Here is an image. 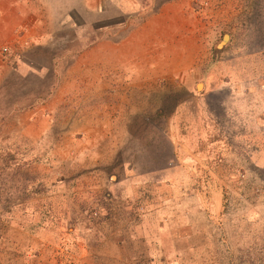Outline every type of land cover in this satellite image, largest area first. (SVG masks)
Here are the masks:
<instances>
[{"label": "rangeland", "instance_id": "rangeland-1", "mask_svg": "<svg viewBox=\"0 0 264 264\" xmlns=\"http://www.w3.org/2000/svg\"><path fill=\"white\" fill-rule=\"evenodd\" d=\"M17 4L0 53L60 88L0 127V264H264V0ZM171 199L220 203L210 254L169 255Z\"/></svg>", "mask_w": 264, "mask_h": 264}, {"label": "crops", "instance_id": "crops-1", "mask_svg": "<svg viewBox=\"0 0 264 264\" xmlns=\"http://www.w3.org/2000/svg\"><path fill=\"white\" fill-rule=\"evenodd\" d=\"M1 1H3V3L0 5V47L9 43L11 48L19 42V7L17 0ZM42 44L43 43H41L39 47L48 46V43ZM55 51L56 49L50 47L48 49L50 58L45 61L35 57L34 49L31 54L16 57H14V55L12 58L11 56L8 57L5 53H0V118L2 112H7V106H9L8 113L10 114L7 116L8 118L0 119V127L12 129L18 128L19 126L31 125L33 123L32 121L20 120L19 113L22 111L28 113L32 110L29 109L28 104L31 102L32 97L49 95L48 93L51 94L54 92L57 93L58 88H60V85L57 84L59 75H45L43 71V68H46L48 71L50 70L51 74L55 72L52 67L54 65L53 53ZM48 63L51 65L49 66ZM53 90L54 92H52ZM4 106L6 107L4 108ZM3 140V137L0 136V142H3ZM5 140H7L6 143H12L14 140H17V138L13 134H10ZM107 157L108 155L106 158ZM97 166L99 167L100 165L97 164ZM94 167H96V165ZM202 204L203 205L198 203L196 207H193L196 209L199 208L201 212L191 211V208L184 213L182 212L184 214L183 217L178 209L181 208V210H186V207H184V205H179L177 201L171 199V202L167 204L168 207H165V209L168 210L166 214H169V216L166 217L163 234H167L164 238L171 242L167 252L169 255L172 254V257L206 254L208 252L210 254L212 252L199 249L198 246L192 245L190 242L198 238L200 232H202V235L204 233L203 237L206 234L205 228L196 233V219L201 218V214H206L203 218L206 223L210 221L213 222L218 218L220 203L215 200L210 201L207 199L202 200ZM206 219L209 220L207 221ZM182 226L184 228H182ZM160 236L161 235L158 234L159 238ZM190 245H192V247L187 248Z\"/></svg>", "mask_w": 264, "mask_h": 264}, {"label": "built area", "instance_id": "built-area-1", "mask_svg": "<svg viewBox=\"0 0 264 264\" xmlns=\"http://www.w3.org/2000/svg\"><path fill=\"white\" fill-rule=\"evenodd\" d=\"M5 51V48L3 47L2 49H1V52H4Z\"/></svg>", "mask_w": 264, "mask_h": 264}, {"label": "bare ground", "instance_id": "bare-ground-1", "mask_svg": "<svg viewBox=\"0 0 264 264\" xmlns=\"http://www.w3.org/2000/svg\"><path fill=\"white\" fill-rule=\"evenodd\" d=\"M224 39V38H223ZM224 41V40H223Z\"/></svg>", "mask_w": 264, "mask_h": 264}]
</instances>
